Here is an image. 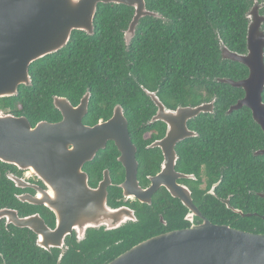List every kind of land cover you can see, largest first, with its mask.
I'll use <instances>...</instances> for the list:
<instances>
[{
	"label": "trees",
	"instance_id": "trees-1",
	"mask_svg": "<svg viewBox=\"0 0 264 264\" xmlns=\"http://www.w3.org/2000/svg\"><path fill=\"white\" fill-rule=\"evenodd\" d=\"M254 5L264 16V0H145L146 10L158 18H142L126 46L124 32L134 10L98 4L93 34L74 31L63 49L32 63L30 86L0 99V111L25 117L31 126L52 123L60 119L54 98L76 105L89 93L87 118L108 119L120 105L130 136L141 140L146 131L162 133L163 128L160 122L149 123L156 108L143 90L157 91L169 109L214 100L212 114L188 121L197 137L178 144L177 167L206 184L203 192L196 189V196L208 221L264 235V199L258 197L264 194V156L253 155L264 149V134L247 108L226 114L244 93L216 81L247 78V68L223 60L221 48L246 53L247 16ZM262 97L264 102V93ZM6 166L0 162V207L13 202L3 176ZM217 183L214 195H208ZM226 199L233 209L251 216L228 210L220 201ZM12 233L0 224V264H35L28 233Z\"/></svg>",
	"mask_w": 264,
	"mask_h": 264
},
{
	"label": "water",
	"instance_id": "water-1",
	"mask_svg": "<svg viewBox=\"0 0 264 264\" xmlns=\"http://www.w3.org/2000/svg\"><path fill=\"white\" fill-rule=\"evenodd\" d=\"M98 4L124 5L134 10L124 32L126 46L133 39L142 18H158L157 14L146 10L145 0H0V99L16 96L19 86H30L29 66L63 49L72 32L92 35ZM259 9V6L254 5L247 16L246 53L238 54L226 47L221 48L223 60L239 63L247 68V78L237 82L230 79L216 81L241 89L244 93L243 98L231 106L226 114L247 108L264 134V33L261 30L264 16L260 15ZM144 92L157 108L151 123L161 121L167 126L164 139L152 145L163 151L164 162L162 173L152 180L153 187L149 191L151 193L157 189L163 175H175L174 146L187 138L197 137L196 133L188 130L187 122L200 114H212L214 100L195 107H177L172 111L165 108L155 93L147 90ZM89 98L90 94L86 93L75 108L64 98H54L53 105L62 116V121L56 124L39 122L32 127L25 117L0 113V162L16 166L20 170H31L49 186V176L57 173L50 170V161L66 156L64 152L68 151V146H72L74 153L71 155L78 157L79 142L82 141L79 136L85 131L82 136H101L102 144H96L94 151L104 148V143L108 140L115 142L121 152L119 160L127 170L124 191L128 195L140 196L136 182L135 148L129 138L122 107L117 105L112 117L105 124L92 129L83 128L81 119L87 112ZM253 155L264 156V149ZM77 168L75 172L65 174L79 176L80 164ZM74 180L78 182L76 178ZM13 181L20 186L19 180ZM217 185L218 183L212 186L208 195H214ZM175 187H168L171 194L180 198L188 209L196 212L202 223L146 240L109 264H264L263 234L212 224L202 217L189 197L185 199L178 195ZM68 191H72V188H68ZM41 196L42 199L28 202L46 205V193ZM258 197L264 199V194H258ZM222 203L242 218L251 216L233 209L229 199ZM3 218L16 227L31 229L30 220H20L9 210L0 211V219ZM42 236L44 237L43 233Z\"/></svg>",
	"mask_w": 264,
	"mask_h": 264
},
{
	"label": "flooded vegetation",
	"instance_id": "flooded-vegetation-1",
	"mask_svg": "<svg viewBox=\"0 0 264 264\" xmlns=\"http://www.w3.org/2000/svg\"><path fill=\"white\" fill-rule=\"evenodd\" d=\"M151 93H155L157 97V91ZM82 98L83 96L76 105L70 103L71 106L77 107ZM153 105L155 106L154 103ZM116 106L108 119L87 118L88 102L87 112L81 119L82 127L92 129L105 124L112 117ZM156 111L157 108L154 115ZM151 119L149 123L153 124ZM60 121L61 114L59 120L50 124ZM156 122L163 124L162 133L150 129L142 135L141 140L133 139L128 131L135 148L136 182L140 196L128 195L124 191L127 170L119 160L121 152L115 142L108 140L104 143V148L94 151L96 144H102L101 136H82L85 131L79 136L82 141L79 142L78 157L71 155L74 152L71 150L72 146H68V151L64 152L66 156L50 161V170L57 173L49 176V186L31 170H20L16 166L5 164L7 166L3 176L8 181L6 187L9 188L13 202L10 206L0 207V211L9 210L20 220H30L31 229L16 227L3 218L0 219V224L4 232L12 235L15 230L28 233L36 255L35 264H109L146 240L200 225L201 217L184 206L182 200L175 198L168 189L176 186V193L185 199L189 197L202 215L196 189L203 192L206 184L203 179L199 180L194 174L177 167L178 144L191 138L174 146L175 175H163L157 189L149 192L153 187L152 180L162 173L164 162L163 151L152 145L164 139L167 126L161 121ZM78 164L79 176L65 174L75 172ZM13 179L19 180L20 186ZM68 188H72V191H68ZM43 193H46V205L28 202L42 199ZM202 217L205 218L203 215Z\"/></svg>",
	"mask_w": 264,
	"mask_h": 264
}]
</instances>
